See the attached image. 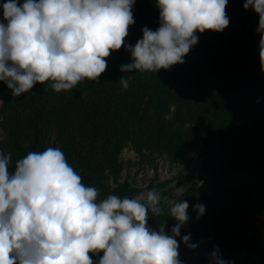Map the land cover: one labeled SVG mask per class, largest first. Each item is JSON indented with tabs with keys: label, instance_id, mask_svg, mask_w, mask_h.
I'll return each mask as SVG.
<instances>
[{
	"label": "clouds",
	"instance_id": "1",
	"mask_svg": "<svg viewBox=\"0 0 264 264\" xmlns=\"http://www.w3.org/2000/svg\"><path fill=\"white\" fill-rule=\"evenodd\" d=\"M135 0H7V24L0 22V81L18 97L36 83L53 81L54 91L71 90L85 78L99 81L105 58L123 46L132 62L122 72L169 70L184 63L197 32H222L229 25L228 0H157L159 24L143 27L135 45L125 44L135 23ZM258 15L259 56L264 72V0H245ZM121 85L129 84L124 76ZM11 154L0 155V264H94L89 253L103 252L97 264H182L181 227L189 220L187 201L171 202L155 191L97 202L98 189L86 187L59 148L29 152L9 173ZM162 199L177 223L166 234L148 226L160 215ZM197 219L205 213L195 204ZM191 233L182 237L191 249ZM210 264H232L218 247Z\"/></svg>",
	"mask_w": 264,
	"mask_h": 264
},
{
	"label": "trees",
	"instance_id": "2",
	"mask_svg": "<svg viewBox=\"0 0 264 264\" xmlns=\"http://www.w3.org/2000/svg\"><path fill=\"white\" fill-rule=\"evenodd\" d=\"M17 2L22 5L25 0ZM244 2L228 0L225 11L232 28L196 33L198 42L194 47L216 50L217 60L225 67L240 69L260 63V34L256 31L259 15L251 7L245 10ZM2 3L0 0V22L7 24ZM156 3L157 0H135V23L129 26L125 44L134 46L143 36V27L151 29L153 22L159 21ZM148 18L152 22L148 23ZM115 54L98 82L83 80L85 93L79 82L71 90L56 92L49 80L36 83L14 98L12 90L0 81V152L11 154L9 173L29 152L53 148L51 141L56 138L81 182L98 189L97 202L109 195L133 198L127 185L109 187L104 181L105 172L114 166L123 145L136 139L142 146L165 149L180 157L189 145L187 122L200 121L205 126L207 146L203 165L208 171L220 168L223 180L203 198L200 204L205 206V213L199 219L194 208L188 211L189 220L181 227V236L175 237L178 258L182 264H210V253L218 247L225 260L231 253L240 256L233 264H255L256 260L264 264V241L254 216L256 211L264 215V196L253 199L248 184L255 179L264 190V140L252 128L250 103L233 90L223 89L197 74L184 78V70L176 72L181 77L178 87L170 84L171 76L161 71L122 72L120 66L132 62L131 54L126 50ZM121 76L128 80L127 89L121 85ZM254 77L257 88H264L261 68ZM170 104H175V108L168 118L165 111ZM161 207L164 212L163 201ZM162 214L149 211L148 226L158 231L157 219ZM176 223L173 220L164 226L166 234L171 235ZM189 233L191 243L199 242L195 248L198 256L191 261L185 257L191 248L182 241ZM203 244L210 248L204 249ZM89 255L97 264L103 252Z\"/></svg>",
	"mask_w": 264,
	"mask_h": 264
},
{
	"label": "rangeland",
	"instance_id": "3",
	"mask_svg": "<svg viewBox=\"0 0 264 264\" xmlns=\"http://www.w3.org/2000/svg\"><path fill=\"white\" fill-rule=\"evenodd\" d=\"M2 1V5L7 2V0ZM147 22H152V18H148ZM159 26V21L153 22L151 30L155 31ZM227 27L232 28L233 26ZM125 40H128V36L125 37ZM123 50L125 48L122 46L119 50L111 51L110 56L105 58L107 64L114 60L116 52ZM216 54V50H198L192 46L189 53L184 57V63L172 65L169 70L160 69L159 71L166 76H171L173 81H170V84L174 87L180 86L181 83V77L176 72L184 70L182 75L184 78L197 74L209 82L220 84L223 89L233 90L235 94L250 103L253 113L251 116L252 128L264 140V88H257V82L254 81L255 72L261 68L260 63L248 64L240 69L225 67L217 60ZM136 71L133 70V73ZM79 83L84 91L83 80ZM174 108L175 104L167 106L166 117L171 116ZM173 126H176V124ZM186 128H188L189 145L186 153L180 157L174 156L165 149H151L142 146L136 139L127 141L121 148L114 166L105 172V184L109 187L127 185L133 191V198L142 193L146 195L148 191L155 190L162 198L167 197L173 203L182 200L187 201L189 203L187 211L193 208V205L200 204L206 195L215 191L222 184L223 176L220 168H213L212 171H208L203 165L207 155L204 123L190 120L187 122ZM1 130L0 120V132ZM51 146L61 150L60 143L56 138H52ZM0 155H2L1 152ZM248 184L250 186V196L253 199L264 196V190H261L260 186L258 187L255 179H250ZM162 201L165 210L157 219L158 226H166L175 220L169 216L170 205L163 199ZM260 204H263V201H260ZM262 208H264V205H262ZM254 216L255 224L262 232L261 240L264 241V215L256 211ZM203 246L206 250L210 248L208 245L203 244ZM197 256V249L185 252V257L190 261ZM239 257L238 254L231 253L227 260L233 264ZM255 262V264H261L258 260Z\"/></svg>",
	"mask_w": 264,
	"mask_h": 264
}]
</instances>
